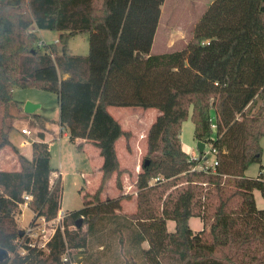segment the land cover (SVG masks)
I'll list each match as a JSON object with an SVG mask.
<instances>
[{"label": "trees", "instance_id": "16d2710c", "mask_svg": "<svg viewBox=\"0 0 264 264\" xmlns=\"http://www.w3.org/2000/svg\"><path fill=\"white\" fill-rule=\"evenodd\" d=\"M164 2L0 0V150L11 147L20 163L18 170H0V248L16 250V215L25 194L32 195L29 208L36 216L54 219L63 193L60 176L51 183L43 132L32 142L30 158L10 140L14 126L6 121L23 111L15 88L55 93L69 140L79 150L84 141L92 143L103 160L99 185L84 193L80 209L66 212L65 225L82 220L78 231L58 230L48 251L31 249L0 264H106V256L124 252L126 242L124 264H139L132 248L143 264H264V209L254 194L264 198V92L236 89L250 35L264 37V0H213L184 47L151 54ZM32 25L59 31L61 47L39 45ZM84 33L88 53H69V42ZM110 107L158 111L135 176L133 219L101 208L115 199L103 198L109 181L115 177L122 191L124 176H133L121 168L117 152L118 141L129 146L132 134ZM189 118L195 139L215 150L214 171L198 169L201 157L191 158L182 147ZM253 164L261 165L256 177L246 174ZM192 218L202 219L199 232L191 228ZM108 222L113 226L104 229ZM116 234L118 252L110 240Z\"/></svg>", "mask_w": 264, "mask_h": 264}, {"label": "rangeland", "instance_id": "374dc122", "mask_svg": "<svg viewBox=\"0 0 264 264\" xmlns=\"http://www.w3.org/2000/svg\"><path fill=\"white\" fill-rule=\"evenodd\" d=\"M213 0H165L164 2V12L162 14V19L160 23V27L158 29L157 38L153 43L151 54H161L165 52H169L171 50L181 49L187 43L191 31L193 30L194 25L203 15L209 4ZM179 28L181 30L178 33H172L173 29ZM183 29V30H182ZM31 31L36 32L41 41H45L46 44L54 43L55 39L60 38V32L54 30H40L36 27V25L31 26ZM174 32V31H173ZM181 32V33H179ZM89 34H79L74 39H72L69 43V49L71 54L77 55H85L89 51ZM182 41V42H181ZM181 42V43H180ZM60 46V43H58ZM252 46V53H257L259 57L264 58V40L259 41L256 38L251 40ZM169 47V48H167ZM248 53L245 58L243 59L240 65V73L238 76L239 81V88L241 81L245 78L244 76V63L248 62L251 58V54ZM262 61L258 62L255 66V70H259L261 72L264 70V66L262 67ZM263 72H261L262 74ZM264 76V75H263ZM257 79L256 76L251 78V81H255ZM13 96L16 100H19L22 103L23 111L22 115L18 118L11 119L8 118L6 124H13L14 129L10 133V140L13 142L14 145L18 146L20 143L27 142L26 146V153H29L31 148V140L38 136L39 132H46V121L42 116H46L51 119H58L60 110H59V102L58 97L55 93L45 91L43 89H35V88H15L13 91ZM33 103L35 105H39L34 113L30 114V116H25L24 114V107L26 103ZM261 102V101H260ZM118 108L112 107L110 109L113 116L117 119L121 118L123 122V113L117 114ZM15 109H12L14 112ZM146 115L137 112V117L144 116L146 118V123L139 121L136 122V119L129 115L130 119L133 123L138 125L139 127L147 126L149 122H151L152 118L155 116V113H158L155 109L144 110ZM33 114H36L34 116ZM0 115L2 112L0 111ZM38 117V118H37ZM131 122V121H130ZM22 128L30 129L33 134L32 137L24 136L21 133ZM57 126L54 128V133L47 136L49 140V146L51 151V168L53 169L52 177L57 176L61 177L62 181V200H61V211H74L78 210L82 207L83 202V195L85 192H93L96 189L97 180L100 178V168L102 158L100 157L98 150V155H94L95 153L91 150L87 151L84 147L82 150H79L75 144H73L69 138L61 137L58 134V130L56 129ZM147 128V127H146ZM181 139L183 143L184 149L190 154L191 158L198 159L201 157L208 158V160H212L213 155L208 154L209 146L207 145L205 148L206 155L200 153L198 148V141L194 137V125L190 118L186 120L182 127ZM121 143V144H120ZM145 147V144H142ZM262 146L264 148V138L262 140ZM118 149V157L121 162V165L127 164V161L132 157L131 154L126 150V145L124 139H120L117 144ZM143 155L138 159L139 167L141 169V165L143 163ZM122 154V155H121ZM125 163V164H124ZM264 165V154L262 158V164ZM260 164H253L246 174L250 177H256L259 173ZM200 167V166H199ZM132 170V169H131ZM138 168L133 169V172H137ZM135 177L129 178L125 180V186L127 184L131 185L127 188L130 191L127 193L123 187V192H126V196L119 197V190L113 183L111 187H107L104 190L103 198H115L113 201L104 203L101 208H103L104 212H120L123 213L125 216L131 217L133 219L134 215L137 213V196H136V208H135V199L133 200L129 196L133 195L135 198L136 189L134 187V180ZM127 190V189H126ZM255 199L257 203V207L259 209H264V198L261 196L258 190L254 191ZM133 201V202H132ZM23 215L18 219L17 217L21 215L18 213L16 215V223L17 226L20 227L21 225L25 224L26 222L30 221L32 218V211L31 209L23 206ZM122 215V214H120ZM113 225L109 224V222L104 226V229L111 228ZM168 229L170 231L175 230V223L173 221H168ZM190 226L194 232H199L203 228V222L201 218H192L190 221ZM124 235L127 236V231L124 230ZM118 235L112 236V239L115 242L114 248L115 250H119V243H118ZM95 243V241H94ZM126 249L124 252H119L117 255L109 254L103 260L106 264H124L125 256L124 254L128 253V242L125 244ZM144 247H147V243L143 244ZM97 247H94V251L96 252ZM131 253L135 255L136 259L138 260L139 264H143L140 256L139 251L132 248ZM82 258V257H80ZM80 260H84V257ZM165 264H171L168 260H164Z\"/></svg>", "mask_w": 264, "mask_h": 264}, {"label": "crops", "instance_id": "0c3cea01", "mask_svg": "<svg viewBox=\"0 0 264 264\" xmlns=\"http://www.w3.org/2000/svg\"><path fill=\"white\" fill-rule=\"evenodd\" d=\"M164 5V4H163ZM161 7V15H160V19H159V25H158V28H157V31H156V34H155V38H157V35H158V29L160 27V23H161V19H162V14L164 12V7ZM180 26H178L176 29L174 28L173 31H170L172 33H178L179 30H181L179 28ZM183 30V29H182ZM181 33V32H179ZM75 38V37H74ZM73 38V39H74ZM250 38L251 40L253 38H256L258 39L260 42L264 40V37H260L258 35H255V34H251L250 35ZM41 41V40H40ZM155 41V39H154ZM42 42L45 43V41L43 40ZM182 42V41H181ZM180 42V43H181ZM54 43L57 44V46L60 48L61 46L58 45L59 43V39H55ZM70 43V42H69ZM169 48V47H167ZM68 50L70 52V49H69V45H68ZM249 53V52H248ZM246 53V55L248 54ZM250 53H252V46H251V51ZM245 55V56H246ZM244 56V58H245ZM243 58V59H244ZM243 61V60H242ZM263 62L262 63V67L264 66V58H261L258 56L257 53H252L251 54V58L248 60V62H246V64L244 63V76L245 78L241 81V84H240V88H239V81H237V86H236V89L239 90V91H247V90H252L256 93H259V92H264V70H262L261 72H263L261 74V72H259V70H255L254 69V66L258 63V62ZM241 64L243 65V63L241 62ZM240 64V65H241ZM239 73H240V67H239ZM254 76L257 77V79H255V81H251V78H254ZM67 77V76H65ZM19 101V100H18ZM112 107L109 108V111ZM117 108V107H115ZM60 110V109H59ZM144 109L142 108H118L117 110V114L118 113H123L122 115L124 116L123 117V122L121 121L122 119L119 118L117 120L120 121V123L122 124L123 128L129 132H131L132 136H131V139L129 141V146H127L126 144V140L124 139V142H125V145H126V150L131 154V158L127 161V164L124 165H121V168L123 169H127L129 170L133 176H130L129 174L125 175L124 176V180H123V187L125 189V191H127V193L130 191L129 188H127L128 186H131V185H128L126 184L125 186V180L126 179H129V178H134L136 176V174L139 172V170H136L137 172H133L132 170L133 169H136L138 164H139V161L138 159L143 155L144 151H146V139H147V135H148V132H149V129L154 121V119L156 118V116L158 115V113H155V116L152 118L151 122L148 123L147 126H142V127H139L138 125H136L135 123L132 122V120H129L130 117L129 115H131L132 117L135 118V116L137 115V112L139 113H142L144 115H146V112H143ZM111 113V111H110ZM112 114V113H111ZM113 115V114H112ZM30 116V115H29ZM42 118L45 119L46 121V127H45V130L46 132H43L44 134V140L45 142H48L49 140L47 139V136L50 135V134H53L54 133V128L55 126H57V130H58V134L61 137H67L69 138V134H68V131H67V128L65 127H62L60 122H59V119H60V113H59V116H58V119H51V118H48L46 116H42ZM147 118V117H146ZM146 118L144 116H141V117H137L135 118L136 119V122L138 123L139 121L143 122V123H146ZM131 121V122H130ZM147 127V128H146ZM39 134V133H38ZM25 136V135H24ZM122 139V138H121ZM39 140V137L36 136L34 139H32L31 141H37ZM182 141V139H181ZM32 142H31V145H32ZM119 142V141H118ZM24 143V142H23ZM23 143H20L18 146H16V148L18 149V151L25 155L26 157L30 158L31 157V148H30V151L29 153H26L25 149H26V145H22ZM118 144V143H117ZM121 144V143H120ZM142 144H145V147L142 145ZM30 145V146H31ZM84 147L86 148V150L91 153V150L95 153L94 155H98L99 153V149L96 148L92 143L90 142H86L84 141ZM83 147V148H84ZM182 147H183V143H182ZM205 148H206V145H205ZM184 149V147H183ZM97 150H98V153H97ZM185 152H187L185 149H184ZM205 151V149H204ZM117 152H118V149H117ZM146 153V152H145ZM188 153V152H187ZM189 154V153H188ZM263 154H264V148H263ZM100 155V154H99ZM122 155V154H121ZM190 155V154H189ZM8 156L10 157V159H5V157ZM101 157V156H100ZM102 158V157H101ZM214 158V156H213ZM212 158V160H213ZM210 160V161H212ZM102 162L103 160L101 161V166H102ZM121 164V162H120ZM101 166H99V168H101ZM20 169V163H19V159H18V153L13 150L11 147H5L4 149L0 150V170H7V171H10V170H18ZM132 169V170H131ZM250 169V168H249ZM248 169V170H249ZM247 170V172H248ZM53 173V172H52ZM58 177L57 176H53L52 177V174H51V182H54L55 179H57ZM100 179H101V171H100V178L97 180V185L96 187L99 185L100 183ZM115 177H113V179H111L109 181V183L107 184V187H111V185L114 183L115 184ZM134 181V187H135V179L133 180ZM116 186V184H115ZM127 189V190H126ZM119 197H123V196H126V192H123L122 191H119ZM136 196H137V192L135 193V198L133 195L129 196L130 198H132L133 200L135 199V208H136ZM106 198V197H105ZM133 202V201H132ZM103 205V204H102ZM65 211V210H63ZM102 211H103V208H102ZM65 212H70V211H65ZM104 212V211H103ZM105 214H108V215H124L123 213H120V212H104ZM192 220V219H191ZM190 220V221H191ZM168 224V223H167ZM170 231V230H169Z\"/></svg>", "mask_w": 264, "mask_h": 264}, {"label": "built area", "instance_id": "2783aa9c", "mask_svg": "<svg viewBox=\"0 0 264 264\" xmlns=\"http://www.w3.org/2000/svg\"><path fill=\"white\" fill-rule=\"evenodd\" d=\"M44 44L46 43L42 41L39 42V45H44ZM212 128L213 130H215L216 128L215 122L212 124ZM21 133L27 137H32L33 134V132L28 128H22ZM26 144L28 143L24 142L22 145H26ZM214 153L215 150L210 148L208 154H212L214 156ZM204 155H206V152ZM5 159L9 160L10 157L6 156ZM217 165H218V161L215 159V157L213 158L212 161L204 157L203 159H201V162L197 168L205 171L209 169L214 171ZM137 168L140 171L139 164ZM51 183L53 184V182ZM32 198L33 197L31 194L24 195V202L19 204V208L21 210L20 213L24 211L23 206L29 208V203L32 200ZM22 215L23 213H21V215L17 217V221ZM32 215L33 216L30 221L18 227L19 235L14 241L16 245V250L13 253L9 252V256L6 259L9 260V262L12 261V259L16 254L25 256L27 252L31 249H38L44 252L48 251V243L52 240V238L54 237V235L58 230H61L63 232L67 230L69 233H75L78 231L77 224L65 225L64 223V219L66 215L65 211L60 210L57 217L54 219H46L44 216H36L33 211H32Z\"/></svg>", "mask_w": 264, "mask_h": 264}, {"label": "water", "instance_id": "95a60500", "mask_svg": "<svg viewBox=\"0 0 264 264\" xmlns=\"http://www.w3.org/2000/svg\"><path fill=\"white\" fill-rule=\"evenodd\" d=\"M137 56L138 57H141V54L140 53H137ZM40 107L39 105H35L33 103H26L25 104V107H24V112L26 114H32L34 113V111ZM198 148H199V151L200 153H203L204 149H205V143L203 142H198ZM82 225V220H80L78 223H77V227L79 228L80 226ZM9 256V252L6 250V249H3V248H0V263L5 261Z\"/></svg>", "mask_w": 264, "mask_h": 264}]
</instances>
